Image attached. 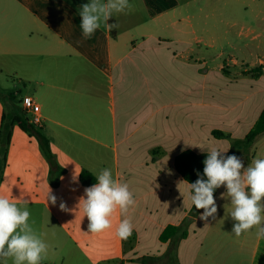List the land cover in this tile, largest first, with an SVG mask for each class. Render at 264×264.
Here are the masks:
<instances>
[{
    "label": "crops",
    "instance_id": "crops-1",
    "mask_svg": "<svg viewBox=\"0 0 264 264\" xmlns=\"http://www.w3.org/2000/svg\"><path fill=\"white\" fill-rule=\"evenodd\" d=\"M89 2L0 0V73L31 85L20 102L34 97L44 119L35 128L53 155L52 161L35 131L16 125L0 195L20 206L28 201L30 222L49 246L40 264H264V238L255 229L232 234L230 199L218 204L215 219H201L203 209L192 204L189 182L175 167L183 151L202 155L200 50L215 43L212 29L180 0H129L132 8L108 22L117 28L101 27L85 39L79 9ZM6 112L0 102V132ZM102 169L129 185L135 203L127 212L117 208L110 228L91 233L79 201L92 185L80 175ZM124 219L133 227L126 240L116 235ZM170 226L181 230L162 241Z\"/></svg>",
    "mask_w": 264,
    "mask_h": 264
},
{
    "label": "clouds",
    "instance_id": "clouds-1",
    "mask_svg": "<svg viewBox=\"0 0 264 264\" xmlns=\"http://www.w3.org/2000/svg\"><path fill=\"white\" fill-rule=\"evenodd\" d=\"M129 0H90L80 6V27L85 39L101 27L111 30L117 24H109L113 14L130 10ZM215 148L207 151L203 161V174L197 172V180L189 185V198L196 209H203L201 219L216 218L218 211L214 192L221 186L226 192L221 198H229L232 210L228 213L235 221L232 234L239 237L255 229L258 239L264 238V158L253 159L247 167L237 155H224ZM79 174L74 171L72 181L78 183ZM97 183L84 190L80 198L88 219V232L100 233L111 227L109 217L119 208L127 212L135 203L133 193L126 183H117L110 169H102L95 176ZM206 177V179H205ZM185 182V181H182ZM182 194V193H181ZM86 197V198H85ZM48 202L56 203V197L49 188ZM28 201L20 206L0 195V264H40L47 257L49 246L40 237L30 222ZM62 211H68L64 203ZM133 227L128 219L119 223L116 235L128 239Z\"/></svg>",
    "mask_w": 264,
    "mask_h": 264
},
{
    "label": "rangeland",
    "instance_id": "rangeland-1",
    "mask_svg": "<svg viewBox=\"0 0 264 264\" xmlns=\"http://www.w3.org/2000/svg\"><path fill=\"white\" fill-rule=\"evenodd\" d=\"M180 2L183 10L212 29L209 35L215 39L212 46L203 45L200 50L206 64L204 73H200L205 79V127L199 151L205 156L213 148L227 151L224 155H237L247 167L253 159L264 158V133L250 144L234 145L235 141L245 138L264 108V0ZM141 9L146 15L143 6ZM253 70L261 72L257 75ZM0 86L5 89L0 91V102L5 110H13V103L15 114H20V98L30 92L31 85L19 83L13 75L3 72ZM10 89L16 94L12 101L7 95ZM214 130L223 135L214 136ZM225 192L226 187L221 186L217 206Z\"/></svg>",
    "mask_w": 264,
    "mask_h": 264
},
{
    "label": "trees",
    "instance_id": "trees-1",
    "mask_svg": "<svg viewBox=\"0 0 264 264\" xmlns=\"http://www.w3.org/2000/svg\"><path fill=\"white\" fill-rule=\"evenodd\" d=\"M78 2L79 0H74ZM112 35H116V31L112 30ZM224 70V69H223ZM227 72V70H224ZM254 72L259 75V72L261 70H253ZM256 75V76H257ZM4 89L0 87V91L3 92ZM8 91V95L12 100H15L16 94L15 92H10ZM15 109L10 110V112L4 113L3 120H2V125H1V132H0V185L3 180V173L4 169L7 166V156H8V149L11 144L12 140V134H13V128L17 125L19 126L22 130L31 132L35 131L37 137L39 138L40 145L42 146L45 154L50 158V160L53 161V155L52 151L49 146V141L48 139L40 133L39 130L35 128L34 125L30 124L28 122L27 116L24 114V112L21 110L19 111L20 114L16 113L15 114ZM12 116H14L12 118ZM264 133V108L261 111L257 121L255 122L254 126L252 129L248 132V134L245 136L243 140H237L234 142L235 147H242V145L250 144L256 140V138ZM213 135L218 137L223 135L222 132L219 130L213 131ZM206 158L205 155L198 154L192 150H186L180 153L176 158H175V167L177 171L183 176V178L188 181L189 183H194L197 180V172L203 174V168L204 164L203 161ZM81 182L84 185H93L97 183L96 178L87 170H83L80 175ZM206 179V177H205ZM220 188L216 189L214 192V198L216 197L218 191ZM181 230L180 227H175V226H170L164 230V232L161 235V240L162 241H167L171 237H173L177 232Z\"/></svg>",
    "mask_w": 264,
    "mask_h": 264
},
{
    "label": "built area",
    "instance_id": "built-area-1",
    "mask_svg": "<svg viewBox=\"0 0 264 264\" xmlns=\"http://www.w3.org/2000/svg\"><path fill=\"white\" fill-rule=\"evenodd\" d=\"M22 111L27 116L28 122L38 128L44 126L43 117L36 111V101L33 96L26 95L23 97L22 102Z\"/></svg>",
    "mask_w": 264,
    "mask_h": 264
}]
</instances>
